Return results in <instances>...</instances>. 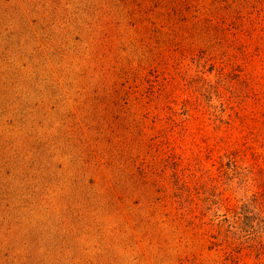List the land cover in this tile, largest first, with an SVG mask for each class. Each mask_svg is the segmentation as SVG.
<instances>
[{
    "label": "rangeland",
    "instance_id": "rangeland-1",
    "mask_svg": "<svg viewBox=\"0 0 264 264\" xmlns=\"http://www.w3.org/2000/svg\"><path fill=\"white\" fill-rule=\"evenodd\" d=\"M0 264H264V0H0Z\"/></svg>",
    "mask_w": 264,
    "mask_h": 264
}]
</instances>
